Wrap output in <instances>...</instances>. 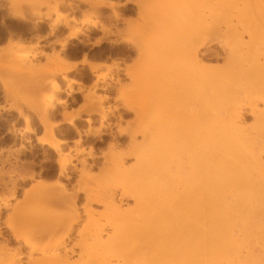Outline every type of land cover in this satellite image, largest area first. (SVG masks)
<instances>
[{"label": "rangeland", "instance_id": "1", "mask_svg": "<svg viewBox=\"0 0 264 264\" xmlns=\"http://www.w3.org/2000/svg\"><path fill=\"white\" fill-rule=\"evenodd\" d=\"M6 1V13L0 14V26L5 28L6 34L3 38L4 44L0 46V89L3 101L11 111L0 113V198L8 199V207H0V231L3 237H0V262L14 255L17 248L22 261L27 252L20 241L14 242L11 239L3 224L13 213L15 218L12 217L11 225L13 224L14 230L23 236H32L45 225L54 226L67 221L70 193L75 196L78 212H82L85 197L82 192L76 191L81 178L79 171H83L82 184L87 194H113L116 206L132 205V201L127 197L120 198L121 186L115 181L113 162L121 157L125 158L126 167L134 162L131 158H126L131 150V141L125 136L127 133L134 134L135 143L141 144L143 134L163 137L166 136L164 131L176 130L177 123L188 122L191 126L196 121V115L201 110L197 101L193 71L188 68L184 55L196 33L199 36L211 34L217 38L219 43L210 47L218 56L209 58L201 65L215 72L231 70L232 76L228 77L233 83L232 88H229L231 104L239 109L246 124L253 123L248 109L250 105L257 104L259 111L264 112V105L260 102L261 97L264 98V89L259 94L250 84L252 79L264 82V75L254 76L249 73L252 62L251 56L247 54V46L244 45L247 40L243 39V44L238 41L233 50L222 47L227 42H235L237 35L245 30L251 34L257 33V38L261 41L260 63L264 64V32H257V22L252 24V19L264 11V0H260L258 7L252 8L248 0H229L230 11L227 17L224 16V7L221 8V3H217L220 2L218 0H193L192 3L190 0H157V3H160L158 10L156 9L158 16L149 17L147 21L139 17L135 5L133 16L124 18L119 10H115L112 15L97 7H90L86 2L68 0L67 20V15L60 12L64 0ZM186 2L190 7L197 8L193 21L191 18L188 23L194 27V30L190 31L184 21L187 17L183 12ZM42 8L45 10V17L53 16L48 23V29L53 28L52 31H55L70 26L85 35L78 34L73 39H67V34L61 38H47L46 46L28 48L26 59L12 65L9 60L17 46L29 44L19 37L12 36L8 30V23L15 28L22 27L17 21L20 17H11L12 14L22 11L23 16L24 12L40 16ZM169 17H173L177 22L171 45L164 41L163 35L160 37L158 31L153 34L157 39H161L153 41L154 26L165 25ZM9 18L13 19L9 21ZM93 22L95 27L92 26ZM89 29H98L100 35L91 37L95 33ZM68 30L67 28V32ZM95 40L102 41L98 43V47L88 48L87 45ZM67 41L69 54L81 55L85 59L99 57L102 62L93 72L83 68L68 72L69 79L79 80L77 82L81 84L68 87V113L77 117L75 128L78 135L67 124L56 127L51 133L55 139L63 142L56 153L47 146L38 145L34 137L43 135L47 128L45 123L53 124L57 118L53 112L54 102L58 99L56 94L59 92L51 89L50 84L52 81L58 83L60 78L58 65L64 60ZM45 47H49V52L44 51ZM181 55L184 58H181ZM169 56L173 57L176 66L174 62L173 67L172 63H169V66L165 64L169 61L166 60ZM169 67L173 71L170 72ZM93 74L105 75L103 80L98 79L96 87L92 82ZM156 79L160 81L159 85L162 84L161 87L154 85L155 81L158 84ZM62 81L66 82V78ZM170 82L173 84L169 85ZM75 86L78 87L76 93ZM156 87L157 93L151 95L149 91L155 90ZM160 88L167 93L160 90L163 94H159ZM59 89L61 91L60 85ZM49 99H52V105L47 106ZM23 109L26 112H23ZM29 111L34 116H28L26 113ZM59 114L62 120L65 115L68 116L64 107ZM100 114L104 118L99 116ZM84 119H88L89 123ZM187 125L186 129L190 127L187 128ZM40 128L43 130L41 134ZM148 131L162 133L148 134ZM76 141H79L78 144ZM59 158L66 163L65 174L59 169ZM63 197L64 200H61ZM93 207L98 212H103L100 216L96 215L97 223H104L106 210L94 205ZM17 214L24 215V218H19ZM80 216L81 219L74 225L71 233L72 242L78 240L76 232L81 230L85 221L84 216ZM6 240L8 243H5Z\"/></svg>", "mask_w": 264, "mask_h": 264}, {"label": "bare ground", "instance_id": "2", "mask_svg": "<svg viewBox=\"0 0 264 264\" xmlns=\"http://www.w3.org/2000/svg\"><path fill=\"white\" fill-rule=\"evenodd\" d=\"M78 1L86 2L90 7L111 8L117 5L104 0ZM191 1L193 0L190 3ZM218 1V4H222L221 8L224 7V16L227 17L230 11L229 0ZM131 3L137 7L138 15L144 21L158 16L156 13H159L157 7L160 3L157 0H132ZM185 4L183 12L187 17L184 21L188 31L194 30L188 23L191 18L193 21L197 5L195 1L196 7H190L188 2ZM248 4L250 8L258 7L260 0H248ZM54 12L56 13L55 8ZM12 15L25 20L22 11ZM56 16L59 18L58 14ZM114 16L116 18L117 13ZM172 18L169 17L163 26H156L155 23L156 27L152 31V34L159 32L160 37L163 35L162 38L168 45H171L177 29V22ZM252 20V24H259L257 32L263 33L264 11ZM92 26L95 27V22ZM80 33L69 26V39L76 38ZM154 35L153 41L161 39ZM243 39L247 40L244 45L247 46V54L251 56L249 73L254 76L264 75V64L260 63L261 41L257 38V33L251 34L245 30L237 35L235 42H227L222 47L233 50L238 41L243 44ZM216 40L211 34L199 36L196 33L184 54L188 68L193 71L197 101L202 111L196 115V121L191 126L188 122V125L185 122L177 123L176 130L164 131L166 136L163 137L143 134L141 144L135 143L134 134L125 135L131 141V150L126 158H131L134 162L126 167L125 158L117 159L113 162V174L115 181L121 186L120 198L127 197L132 205L116 206L113 194H87L82 184L83 171H79L81 178L79 183L77 181L76 191L82 192L85 197L82 212H78L75 196L70 193L67 221L54 226L45 225L32 236H23L14 230L13 224L11 225L15 215L13 213L3 224L11 239L14 242L20 241L27 252L22 261L17 248L14 255L2 260L0 264H264V112L259 111L257 104L250 105L248 109L253 123L247 125L239 109L231 104L229 88H232L233 83L228 80L232 76L231 70L215 72L202 66L209 58L218 56L210 47L219 43ZM36 46H17L9 63H21L27 57L28 48L34 49ZM168 59L165 64L172 63L173 67V57L169 56L166 60ZM82 64L88 65L92 72L100 67L88 63L85 58ZM58 66L60 77L65 80V73L75 68L76 64H68L63 60ZM169 69L170 72L173 71L172 68ZM104 78L105 75H97L93 85L96 87L98 79ZM252 81L250 84L260 94L264 89V82ZM155 82L154 85L162 86L159 85L160 81L158 84ZM72 85L79 83L69 79L68 87L71 88ZM50 87L55 92H60L56 81H52ZM154 89L149 91L151 95L157 93L158 88ZM160 90L164 89L160 88L158 91L162 95ZM50 100L52 101L49 99L47 106L52 105ZM260 102L264 105L263 97ZM99 116L104 118L102 114ZM76 118L65 115L63 122L78 135ZM85 122L89 123V120L85 119ZM186 125L187 128L190 127L186 129ZM57 126L55 123H45V133L35 136L36 143L57 153L63 144L51 133ZM57 163L65 174L66 163L60 158ZM7 200L0 198L1 208L8 207ZM93 205L106 210L104 223H97L96 215L100 216L103 212H98ZM80 214L85 221L81 230L76 232L78 240L72 242L71 233L74 225L81 219ZM18 216L24 218V215Z\"/></svg>", "mask_w": 264, "mask_h": 264}, {"label": "crops", "instance_id": "3", "mask_svg": "<svg viewBox=\"0 0 264 264\" xmlns=\"http://www.w3.org/2000/svg\"><path fill=\"white\" fill-rule=\"evenodd\" d=\"M106 3H113V4H117L115 7H111L110 6H103V7H97L99 10H105L109 13H111L113 15V12L115 10H119L122 13V17L126 18V17H132L133 13L130 11L131 9L134 11L135 8L133 6V4L131 3L132 0H104ZM7 5V1L6 0H0V14L1 15H5L6 13V8L5 6ZM108 5V4H106ZM40 12L42 13V15L40 16H32L30 14H28L27 12H24V18L23 19H17L18 22H20L22 24L21 28H15L14 26H12L10 23L7 24L8 26V30L12 33V36L14 37H19L20 39L23 40L24 43H29L28 45H23V46H28V47H33L35 45L37 46H46L47 44V38H53V37H63L66 34V38H68L69 36V30L67 32V28L69 29V26L66 27H61L53 32L50 31V29H48V23L50 21V19L53 18V16L51 15L50 18H47L43 15V13L45 12L44 8L40 9ZM60 12L62 14L67 15V20H68V0H64L63 1V5L60 7ZM116 12V11H115ZM14 17V16H11ZM18 18V17H17ZM13 18H9L8 20L10 21ZM90 32H93L95 34H90L91 37H96L99 36V30L98 29H89ZM80 35H85V33L83 32V34ZM6 36L5 34V28L3 26H0V46L4 44V37ZM99 39V38H98ZM97 40V39H96ZM96 40L95 41H91L87 47L88 48H95L98 47L99 45H96ZM45 52H49V47H45L44 49ZM84 57L81 55H74V54H69L68 53V41L65 47V51H64V61L66 63H70V64H76L75 68H73L70 71H67L65 73L66 75V82L62 81L61 77L58 80L59 85L61 86V91L56 94V96L58 97L57 101L54 102V112L53 115L55 117H57L56 119H54V123L57 124L58 126L62 125L64 122L62 120V116L60 118V111L62 110V108H65V111L67 112L68 116V94H69V89H68V84H69V77H68V72H72V71H76L79 70L81 68L85 69V70H89L88 65L86 64H82ZM128 59V58H127ZM41 61V60H40ZM86 61L88 63L94 64V65H98L101 66L99 63L102 62V58L99 57H93L92 59H86ZM90 71V70H89ZM64 75V76H65ZM94 79L92 80V82L96 81V75L93 74ZM79 81V80H77ZM76 81V82H77ZM79 83V82H77ZM84 84V83H82ZM81 84L79 83L80 86ZM75 86V93L78 90V87ZM8 108L6 107V103H4L3 101V94H2V90L0 89V113L1 114H5L6 112H10L11 110H7ZM23 112H26L25 109H23ZM28 116H34V114L32 112H27L26 113ZM36 116V115H35ZM85 121V119H84ZM57 126V127H58ZM40 134L43 132V130L40 128L39 129ZM40 136V135H39ZM35 140V137H34Z\"/></svg>", "mask_w": 264, "mask_h": 264}, {"label": "flooded vegetation", "instance_id": "4", "mask_svg": "<svg viewBox=\"0 0 264 264\" xmlns=\"http://www.w3.org/2000/svg\"><path fill=\"white\" fill-rule=\"evenodd\" d=\"M132 13L134 12L132 9L130 10Z\"/></svg>", "mask_w": 264, "mask_h": 264}]
</instances>
